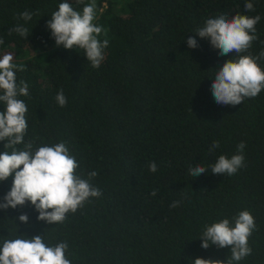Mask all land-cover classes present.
I'll return each instance as SVG.
<instances>
[{
  "label": "trees",
  "instance_id": "trees-1",
  "mask_svg": "<svg viewBox=\"0 0 264 264\" xmlns=\"http://www.w3.org/2000/svg\"><path fill=\"white\" fill-rule=\"evenodd\" d=\"M63 0H0V56L11 53L17 83L28 84L23 149L66 142L83 178L102 195L92 197L63 223L38 220L30 202L0 209V242L41 234L48 245L68 243L72 264H192L197 257L226 260L230 248L201 247L205 225L242 210L256 228L252 253L238 264H264V90L241 104L220 105L211 91L216 69L238 55L264 50V0H95V24L109 41L93 68L82 49L57 46L47 21ZM82 11L91 0H69ZM32 13L29 21L20 13ZM221 14L260 20L245 53L220 55L194 31ZM17 24L27 39L9 32ZM189 36L198 47L189 48ZM264 69V58L258 61ZM63 89L65 106L56 101ZM5 105L0 102V111ZM214 141L219 147L209 151ZM244 142V166L229 176L211 173L220 155L231 158ZM0 141V152H11ZM155 162L157 171H149ZM197 163L206 173L193 177ZM22 167V166H21ZM14 175V174H13ZM12 176L0 182V200ZM156 195H151L153 190ZM174 201L179 205L172 207ZM27 213V224L18 217Z\"/></svg>",
  "mask_w": 264,
  "mask_h": 264
},
{
  "label": "clouds",
  "instance_id": "clouds-1",
  "mask_svg": "<svg viewBox=\"0 0 264 264\" xmlns=\"http://www.w3.org/2000/svg\"><path fill=\"white\" fill-rule=\"evenodd\" d=\"M77 2L81 3L82 0ZM244 7L246 11H254L251 0ZM19 18L29 21L32 13L24 11ZM95 19V0L84 4L82 11L75 10L69 0H63L47 21V27L57 46L63 45L69 50H84L91 66L99 68L104 60L103 49L109 41L99 39L101 33L106 35V32L102 26L93 22ZM259 20V15L249 17L236 14L229 19L221 14L208 18L194 32L201 38H207L213 48L219 49L220 55L240 54L247 52L257 39L255 25ZM9 32H15L26 39L29 36V29L23 24L15 25ZM3 43L0 38V45ZM186 43L189 48L198 47L193 36H189ZM262 58L264 50L255 57L251 54L238 55L237 59H228L216 69L211 84L215 102L236 106L245 98H254L264 90V69L258 64ZM17 71H24V65L14 63L11 53L0 56V102L5 105L4 110L0 111V141H6L5 148H12L11 152H0V182L12 176L11 188L0 200V209H15L30 202L38 212V220L47 224L63 223L67 213H75L90 198L102 195L101 190L91 183L97 173H88L87 179L78 174L76 170L80 164L70 154L64 141L39 146L35 151L32 142L25 144L23 149L16 148L24 143L28 129L27 105L19 97L29 95L28 84L23 80L17 83ZM56 101L61 107L66 105L67 98L63 89L57 92ZM219 146V141H214L209 151ZM244 147L242 141L237 145V153L231 158L220 155L212 165L211 173L229 176L235 174L244 166ZM148 167L151 172L157 171L154 161ZM189 173L197 177L206 173V169L197 163L189 169ZM156 191L154 189L151 195H156ZM179 203L174 201L172 207ZM18 219L25 224L29 221L27 213H21ZM255 228L254 217L248 210L240 211L231 221L225 217L205 225L200 236L201 247H229L231 256L226 260L197 257L192 264H238L252 253L248 239ZM67 251L66 241L48 245L41 234L33 235L30 239L20 235L0 242V264H72L66 255Z\"/></svg>",
  "mask_w": 264,
  "mask_h": 264
}]
</instances>
